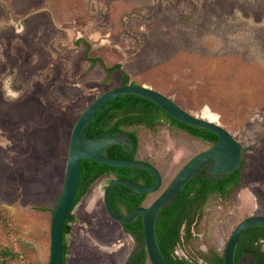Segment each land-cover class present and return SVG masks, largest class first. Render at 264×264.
<instances>
[{"label":"rangeland","instance_id":"374dc122","mask_svg":"<svg viewBox=\"0 0 264 264\" xmlns=\"http://www.w3.org/2000/svg\"><path fill=\"white\" fill-rule=\"evenodd\" d=\"M102 63H120L130 83L221 124L245 149L243 186L209 199L183 249L213 243L223 251L244 218L264 214V0H0V264L50 263L73 128L98 96L123 84ZM130 129L137 156L164 179L145 205L210 146L167 124L157 134ZM108 182L99 179L76 205L67 264H124L135 247L107 212Z\"/></svg>","mask_w":264,"mask_h":264},{"label":"water","instance_id":"95a60500","mask_svg":"<svg viewBox=\"0 0 264 264\" xmlns=\"http://www.w3.org/2000/svg\"><path fill=\"white\" fill-rule=\"evenodd\" d=\"M123 95H137L146 98L174 118L181 122L216 133L217 143L195 155L177 174L170 185L150 204L140 205L129 214H118L112 204L111 194L115 185L125 184L134 192L153 194L162 188L163 176L159 168L153 163L141 158L110 157L107 150L114 144H126L125 133L115 136L89 137L86 128L97 112L112 99ZM243 145L221 124L194 115L181 108L172 98L164 93L138 83L122 84L98 96L82 113L76 122L70 142L69 158L66 167V176L59 201L54 209L51 223V258L49 264H64V228L69 212L76 197L82 168V160L94 159L112 166H133L135 169L144 167L156 175V183L146 186L135 181L114 178L104 191V202L108 214L120 224L130 223L142 217L144 224V239L140 248H146L152 264H170L163 255L157 240L156 222L159 211L174 199L179 190L190 181L204 166H210L207 174H225L239 168L244 161ZM252 226H264V215L248 216L238 224L233 231L225 251V264H235V251L244 232ZM133 253L125 264H129Z\"/></svg>","mask_w":264,"mask_h":264},{"label":"trees","instance_id":"16d2710c","mask_svg":"<svg viewBox=\"0 0 264 264\" xmlns=\"http://www.w3.org/2000/svg\"><path fill=\"white\" fill-rule=\"evenodd\" d=\"M89 48L90 44L87 43V51ZM91 61L93 65H96L102 59L91 58ZM102 64L109 75H112L116 70L120 71L122 73V83H130V77L123 71L120 63L113 66ZM165 124L185 129L193 136L213 143H216L219 139L216 133L187 125L168 114L154 102L137 95L119 96L106 103L90 121L86 132L89 137L115 136L119 133H127L134 145L132 149H130L129 144L124 146L118 143L110 146L107 152L110 157L135 158L139 147V137L138 132L130 128L143 126L157 134L159 125ZM243 167L244 163L224 178L217 179L215 183L212 182L211 178L198 174L181 188L178 195L168 205L161 209L157 219L156 233L159 245L168 258L173 255L174 248L178 243L181 224L184 220L189 219L198 210L203 209L210 193L218 190L224 196H227L231 188L238 184L241 179ZM105 174L112 176L109 181L113 178H124L147 186H152L156 183V175L144 167L135 169L133 166H112L90 158L83 159L78 191L64 228V264H66L68 253L66 236L71 230V223L76 219L73 211L76 205L87 195L91 187ZM228 185H231V188L228 189ZM146 197L147 194L134 192L129 186L122 183L115 185L111 194L113 207L121 215L134 211L144 203ZM122 226L134 236L138 243L143 241L144 224L142 217L130 223H123ZM261 238H264V226H253L245 232L242 239L243 241L249 240L251 246H254V243ZM217 255L211 259L212 264H224V256ZM139 256L142 258V263L145 264L148 257L145 248ZM171 261L172 264H192L184 258ZM261 264H264V256H261Z\"/></svg>","mask_w":264,"mask_h":264},{"label":"flooded vegetation","instance_id":"af4514ba","mask_svg":"<svg viewBox=\"0 0 264 264\" xmlns=\"http://www.w3.org/2000/svg\"><path fill=\"white\" fill-rule=\"evenodd\" d=\"M159 126H162V125H159ZM169 126V128L170 129H175V130H180V131H184V132H186L187 134H189V135H191V136H193L192 134H190L187 130H185V129H181V128H179V127H174V126H172V125H168ZM126 135H127V137L125 138V140H126V144L124 145V146H126L127 144H129V146H130V149H132L133 148V143H132V141H131V138H130V136L127 134V133H125ZM138 134V133H137ZM118 135V134H117ZM139 137V136H138ZM193 137H195V136H193ZM195 138H197V139H199V140H201L202 142H205V143H208V144H210V146L209 147H211V146H213L215 143H213V142H210V141H206V140H203V139H200V138H198V137H195ZM217 143V142H216ZM208 147V148H209ZM245 150V149H244ZM137 153H138V151H137ZM200 153V152H199ZM245 154V153H244ZM197 155V154H196ZM136 157H138L137 156V154H136ZM135 157V158H136ZM139 158V157H138ZM193 158V157H192ZM191 158V159H192ZM142 159V158H141ZM190 159V160H191ZM145 160V159H144ZM189 160V161H190ZM245 160V159H244ZM188 161V162H189ZM150 162V161H149ZM187 162V163H188ZM152 163V162H151ZM186 163V164H187ZM243 163H244V161H243ZM185 164V165H186ZM160 170V169H159ZM181 171V170H180ZM179 171V172H180ZM211 171V167L210 166H204V167H202L201 169H200V171H198L197 173H196V175L193 177V178H195L198 174H202L204 177H208V178H211V180H212V182L213 183H215V182H217V179H219V178H224L227 174H229V173H231V172H229V173H225V174H213V173H211L210 175H208L207 173L208 172H210ZM178 172V173H179ZM233 172V171H232ZM162 173V172H161ZM105 176H107L109 179L112 177L111 175H108V174H105V175H103V176H101L99 179H101L102 177H105ZM162 176H163V174H162ZM177 176V175H176ZM175 176V177H176ZM242 176H243V171H242ZM192 178V179H193ZM98 179V180H99ZM114 179V178H113ZM112 179V180H113ZM191 179V180H192ZM174 180V179H173ZM172 180V181H173ZM133 181V180H132ZM171 181V182H172ZM110 182V181H109ZM108 182V183H109ZM136 182V181H135ZM170 182V183H171ZM189 182V181H188ZM137 183H139V182H137ZM163 183H164V179H163ZM96 184V183H95ZM95 184L91 187V189L92 188H94V186H95ZM140 184H142V183H140ZM108 185V184H107ZM144 185V184H143ZM170 185V184H169ZM168 185V186H169ZM147 186V185H146ZM162 186H163V184H162ZM167 186V187H168ZM243 186V184H242V177H241V179L239 180V182H238V184H235L232 188H231V185H228L227 186V188L229 189V188H231V191H229V194L227 195V196H224L223 194H222V192H220V191H215V192H213V193H210V195H209V199L211 198V199H213V198H215V197H217V198H221V199H226V198H232V193L234 192V191H236V192H239V188H241ZM166 187V188H167ZM165 188V189H166ZM90 189V190H91ZM164 189V190H165ZM161 190V189H160ZM163 190V191H164ZM181 190V189H180ZM179 190V191H180ZM162 191V192H163ZM179 193V192H178ZM178 195V194H177ZM149 195H147V197H148ZM146 197V198H147ZM209 199H208V201L206 202V204L204 205V207H203V209L202 210H198V212L197 213H195L193 216H190V218L189 219H186V220H184V222L181 224V228H180V235H179V239H178V243H177V245H176V247L174 248V252H173V255L171 256V258H168V256H166L164 253H163V251H162V249H161V247H160V245H159V247H160V249H161V251H162V253H163V255L165 256V258L169 261V263L170 264H172V261L171 260H180V259H185V260H187V261H189L190 263H192V264H212V261H211V259L212 258H214V256L216 255V254H218L217 256H224V261H225V251H226V247H227V244H228V242H229V240H230V238H229V240H228V242H227V244H226V247H225V249L223 250V251H221L215 244H213V243H209V244H207V250H204V249H202V250H196V251H193L192 253L191 252H188L187 250H185V249H183V248H185V246H187V245H189L190 246V244L193 242V239H194V235H195V232H196V230L198 229V226L200 225V223H201V221L202 220H204V218H205V209L207 208V206H208V204H209ZM210 199V200H211ZM146 200V199H145ZM173 200V199H172ZM145 202V201H144ZM170 202V201H169ZM144 204V203H143ZM142 204V205H143ZM169 204V203H168ZM168 204H166V205H168ZM165 205V206H166ZM164 206V207H165ZM163 207V208H164ZM161 211V210H160ZM160 211H159V213H160ZM254 214H256V213H253L252 215H254ZM257 214H259V213H257ZM260 214H262V213H260ZM121 215V214H120ZM159 215V214H158ZM264 215V214H263ZM249 216H251V215H249ZM248 217V216H247ZM246 217V218H247ZM246 218H244L243 220H245ZM157 219H158V217H157ZM242 220V221H243ZM241 221V222H242ZM240 222V223H241ZM156 226H157V222H156ZM238 226V225H237ZM236 226V227H237ZM235 227V228H236ZM253 227V226H252ZM124 228V227H123ZM235 228H234V230H235ZM249 229V228H248ZM247 229V230H248ZM125 230V229H124ZM233 230V231H234ZM246 230V231H247ZM245 231V232H246ZM125 232L127 233V234H129L130 236H132L133 237V239H134V241H135V247L132 249V251L129 253V255L127 256V258H126V260H125V262H124V264L128 261V259H129V257L133 254V253H135L134 255H133V258L131 259V261H130V263L129 264H143L142 263V258L139 256L140 254H141V252L144 250V248H140V245L142 244V242L141 243H138L137 242V240L134 238V236L131 234V233H129V232H127L126 230H125ZM245 232H244V234H245ZM233 233V232H232ZM157 234V233H156ZM244 234L242 235V237H241V239L239 240V243H238V245H237V247H236V251H235V264H261V256H264V238H261V239H259L258 241H256V243H254L253 245L254 246H251V243H250V241L249 240H247V241H243V236H244ZM232 235V234H231ZM231 237V236H230ZM157 240H158V238H157ZM158 244H159V242H158ZM146 249V248H145ZM147 251V250H146ZM147 256H148V252H147ZM66 264H67V261H66ZM145 264H152V262L150 261V258H149V256L147 257V260H146V263ZM225 264V263H224Z\"/></svg>","mask_w":264,"mask_h":264}]
</instances>
